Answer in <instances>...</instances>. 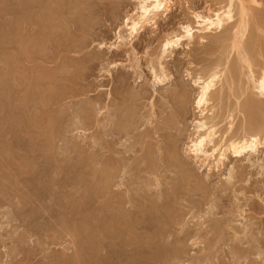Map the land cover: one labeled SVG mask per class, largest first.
Listing matches in <instances>:
<instances>
[{"label": "rangeland", "instance_id": "obj_1", "mask_svg": "<svg viewBox=\"0 0 264 264\" xmlns=\"http://www.w3.org/2000/svg\"><path fill=\"white\" fill-rule=\"evenodd\" d=\"M141 1L0 0V264H264V95L254 89L264 73V0H244L262 19L249 22L244 62L225 37L231 28L200 38L198 15L223 1L170 0L165 13L130 35ZM187 25L194 36L185 37ZM181 33L180 43L164 47ZM34 34L36 46H28ZM213 71L221 75L206 117L195 101ZM248 96L252 112L235 105ZM122 98L125 106L135 100L128 115L152 135L150 171L136 170L133 157L126 170L119 159L109 162L108 113ZM172 113L176 122L165 123ZM212 116L223 147L214 150L212 142L195 155L201 121ZM245 116L262 130L260 143L237 155L223 143L248 129ZM114 207L131 209V224L141 219L127 235L112 229ZM144 212L153 218L145 225L155 226L146 233Z\"/></svg>", "mask_w": 264, "mask_h": 264}, {"label": "bare ground", "instance_id": "obj_2", "mask_svg": "<svg viewBox=\"0 0 264 264\" xmlns=\"http://www.w3.org/2000/svg\"><path fill=\"white\" fill-rule=\"evenodd\" d=\"M2 1V0H1ZM42 1V0H41ZM221 1H223V3H221V5H220V7L217 9V10H214L213 11V13L211 14V15H208V16H202V15H198V17H201V29L200 30H203L204 31V33L202 34V33H200L199 35L201 36L200 38L202 39L203 37H206L207 35H209V33H207V32H209V31H213L214 29L215 30H218L217 32L218 33H222V36H224L223 34H224V32H227V31H230L229 29L231 28V35L230 36H225V37H229L230 38V40H232V47L233 48H236V50L239 52V55L241 56V58L240 59H242L243 60V62L244 61H248V58H247V56L248 55H246V53L247 52H245V41L246 40H244L243 38L246 36V31H247V29H248V25H249V22H251V21H254V23L257 25V26H260L261 25V20L260 19H258V16H256V17H254V15H256V14H252L251 15V13H250V11H249V9L250 8H248V6L246 5V3H244V0H238V2H239V5H238V21L236 22V20H234V18H235V13H234V7H235V0H221ZM160 2L161 3H163L164 4V8L163 9H156V8H154L153 7V5H155L156 3H157V0H142L141 1V6H140V15H139V17H137L136 16V18H134L135 20H133V18H132V23H130V35H133V34H135V33H137L138 34V32H139V30L146 24V23H148V22H150V20H154L159 14H162L163 12L165 13V10L167 9V7H168V2H170V0H160ZM13 6V5H12ZM18 7V6H17ZM16 8V7H15ZM168 10V9H167ZM5 11V10H4ZM54 11V10H53ZM167 12V11H166ZM259 15V14H258ZM262 15L260 14V17H261ZM263 17V16H262ZM261 17V18H262ZM128 19V18H127ZM256 19H258V20H260V22L258 21V20H256ZM264 20V19H263ZM200 21V20H199ZM263 23V22H262ZM128 24V23H127ZM39 26V25H38ZM133 26H135V27H133ZM192 30H193V27H190L189 25H187V26H185V31H184V33H185V37H186V35L187 36H189L190 37V35H192V36H194L193 34V32H192ZM43 33V32H42ZM176 34H178V33H175V35ZM202 34V35H201ZM211 34V33H210ZM182 33H181V36H177L176 38H173V36H171L172 38L171 39H168L167 40V38H166V42L165 43H167V45H168V47L170 46V45H172V44H174V43H180V41H181V37H182ZM199 35H197V36H199ZM38 36V35H37ZM37 36H35V34L34 35H29L28 37H27V45L28 46H34L35 45V43L37 42ZM184 36V35H183ZM192 36H191V38H192ZM218 36H220V34H218ZM39 37V36H38ZM130 37H132V36H130ZM42 38V37H41ZM169 38V37H168ZM199 38V37H198ZM132 39V38H131ZM130 39V40H131ZM184 39V38H183ZM217 39V38H216ZM215 39V40H216ZM203 40V39H202ZM19 41H20V39H19V35H17V37H16V43H18V45H19ZM218 41H221V40H218ZM217 41V42H218ZM217 42H215L214 41V43H217ZM221 42H223V40L221 41ZM45 43V42H44ZM165 43H163V44H165ZM16 45V44H15ZM26 44H25V46L26 47H28ZM36 46V45H35ZM100 46V45H99ZM101 47V46H100ZM103 47V46H102ZM68 49V48H67ZM71 49V48H70ZM101 49V48H100ZM71 50H73V49H71ZM99 53V52H98ZM116 65V64H115ZM116 67V66H115ZM248 67H251V66H248ZM217 70V69H216ZM218 71V70H217ZM221 71V70H220ZM219 71V72H220ZM251 71H252V69H251ZM156 72V71H155ZM214 72V73H213ZM212 72V74H210V75H208V77H206V79H203L202 80V84H200L201 85V88H200V94L198 95V98L196 99V101H195V106L196 107H198V109L200 108V110L202 111V115L204 114L205 116H206V112H204L205 111V108L206 107H204L206 104H208V102L210 101L209 99V96H210V94L211 93H213L212 91L214 90V87H215V85H216V79H217V77H219L218 76V72H215V71H213ZM264 72V71H263ZM219 75H221V74H219ZM261 75V74H260ZM156 76H157V74H156ZM202 76V75H201ZM231 76V75H230ZM251 76H253V75H251ZM157 78H158V76H157ZM199 78H203V76L202 77H199ZM251 80V79H250ZM254 81V80H253ZM261 81H264V73L261 75V77L260 78H258V80H257V84H256V86L254 87V89H257V91H258V94L259 95H264V94H262V92H261V89H262V87H264V85H262L261 84ZM124 82V81H123ZM255 82V81H254ZM256 83V82H255ZM182 85V84H181ZM185 86V85H184ZM254 86V85H253ZM127 87V86H126ZM182 88H184V87H181V89H179L181 92H179L180 93V97H179V99H180V102L181 103H184L185 104V101H186V99H187V90H185V89H182ZM127 89V88H126ZM119 92V91H118ZM116 93V94H119V95H121L120 93ZM122 93V92H121ZM128 93V92H127ZM145 93V92H144ZM190 93V92H189ZM216 94V93H215ZM123 95V94H122ZM126 95V94H125ZM124 95V96H125ZM130 95V97H131V94H129ZM250 95V94H249ZM257 95V94H256ZM111 96V95H110ZM127 97H128V94L126 95ZM125 96V97H126ZM132 96H134V95H132ZM141 96V95H140ZM140 96H138V97H140ZM215 96V95H214ZM218 96H219V94H218ZM112 97H113V95H112ZM120 97V96H119ZM122 97V96H121ZM121 97L119 98V100L121 99ZM130 97H128L129 99H130ZM118 98V97H117ZM132 99H134V97H131ZM136 98V97H135ZM141 98V97H140ZM212 98H213V96H212ZM122 99H124V100H122L120 103L119 102H117L116 104H117V109L115 110V112H113L112 113V111L113 110H111V112H107L108 114H111V115H109V117H108V124H109V133L108 132H106V133H108V135L110 136V138L107 140V138H106V141L108 142L107 144H106V147H107V145H108V150L111 152V159L109 160V162L111 161V164H115V162H116V159H119L120 161H121V163L122 164H124L125 165V170H126V167L129 165H131V163L129 162H127V160H128V158L129 157H133V159L135 160V163H134V165H135V168H137L136 170H144V171H146L145 170V168L147 169V168H149V165H147V161H149L148 162V164L150 163V160H147V161H145V154H146V150H148V144H150L151 145V141H150V139H149V141H150V143H148V140L146 139L147 137H148V131L147 132H145V131H143L142 129H141V131L139 130L140 129V127H141V123H140V121H139V123H132V116L133 115H131L130 117H129V115H128V113H130V112H132V113H135V112H133V111H131L132 109H130V105H131V102L133 103L135 100H131L130 101V103H129V100L127 99V103H129L128 105L130 106H125V98H122ZM137 101H138V99H136ZM175 100V99H174ZM197 100H200L201 101V103L200 104H197ZM245 101V104L243 105L242 103L240 104V102H238V101H236V106L237 107H239V109H243V108H246V110L248 111H251L252 112V108L254 107V102H255V100L251 97V96H248V97H246L245 99H244ZM99 101H100V99H99ZM111 101H113V100H111ZM116 101V100H115ZM136 101V102H137ZM179 101V100H178ZM141 102V101H140ZM99 103V102H98ZM96 103L98 106H99V104L101 105V103ZM179 103V102H178ZM95 104V105H96ZM177 104V103H176ZM180 104V103H179ZM183 104V105H184ZM111 105L112 106H114V104H112L111 103ZM134 105V104H133ZM136 105V104H135ZM134 105V106H135ZM134 106H133V108H134ZM180 106V105H179ZM181 106H182V104H181ZM101 108H102V106H100ZM152 107H153V105H152ZM171 107V106H170ZM178 107V106H177ZM138 108V107H137ZM95 109V108H94ZM98 110H100L99 109V107L97 108ZM97 109H95V110H97ZM111 109H113V108H111ZM115 109V108H114ZM129 109H130V112H128L129 111ZM179 109V108H178ZM110 110V109H109ZM108 110V111H109ZM140 110V109H139ZM172 111V110H171ZM181 111V110H180ZM179 111V112H180ZM77 112V111H76ZM102 112V111H101ZM144 112V111H143ZM142 112V113H143ZM153 112V111H152ZM167 112V111H166ZM184 112V111H183ZM86 113V112H85ZM137 113V112H136ZM169 113V112H168ZM177 113V112H176ZM181 113V112H180ZM263 113H264V111H263ZM77 114V113H76ZM107 114V115H108ZM131 114V113H130ZM163 114V113H162ZM166 114V113H165ZM176 114H174V116H175ZM181 115V114H180ZM179 115V117H182V116H180ZM215 115V114H214ZM248 115V114H247ZM77 116H78V114H77ZM142 116V115H141ZM165 116V115H164ZM170 116H172V118H170ZM230 116H233V115H231L230 114ZM107 118L104 114H103V118ZM143 117V116H142ZM153 117V116H152ZM167 117H169V120H167V119H165V123L167 122V121H170V119H171V121L173 120V122L175 121L176 122V120H174V117H173V113H172V115H168ZM184 117V116H183ZM207 117V116H206ZM205 117V118H206ZM215 117H216V115H215ZM17 118V117H16ZM95 118H96V116H95ZM178 118V117H177ZM176 118V119H177ZM204 118V120H202L201 121V124H200V129H199V132H197L198 134L196 135L197 137L195 138V140L193 141V146L195 147V155H196V153L198 154V152L200 151V149H201V147L202 146H205V145H207V144H210V143H212L213 142V148H214V150L215 149H217V148H219L218 147V145H220V143L222 142V140H221V142L219 143V144H217V143H215V139L216 138H218L217 137V134L219 135L220 133H218L219 132V129L217 128V125L219 124V121L217 120V119H215L214 118V116H212L209 120H207V119H205ZM234 118V117H233ZM140 119V118H139ZM181 119V118H180ZM100 120V118H99V116L97 115V118H96V121L95 122H97V121H99ZM141 120V119H140ZM245 120H246V122L248 123V125L247 126H244V127H247L248 129L246 130L245 129V132L241 135V136H238L239 134H237V135H234L233 133H235L234 131H232L233 133H232V136L230 135V137L229 138H227L225 141L226 142H224L223 144H224V147L225 148H227V149H230V150H232L233 151V153L234 154H237V155H239V154H241L243 151H245V150H247V149H253L256 145H258L259 143H260V133H261V131L262 130H255V129H253L252 127H250V126H252L253 125V123L251 122V120H249V122L247 121L248 119H247V117L245 116ZM117 121H120V122H117ZM135 121H137V120H135ZM142 121H143V119H142ZM181 121H183V120H181ZM78 122V121H77ZM100 122L101 121H99L98 123H97V125H98V128H99V126L101 125L102 126V124H100ZM107 122V121H106ZM117 122V123H116ZM150 122V121H149ZM101 123H103V122H101ZM164 123V125H168V124H165ZM169 123V122H168ZM171 123V122H170ZM118 124H120V126H118ZM140 124V125H139ZM173 124H175V123H172L171 125H173ZM233 124V119H232V121L231 122H229V127H228V129H231L232 128V125ZM96 125V124H95ZM160 125V124H159ZM250 125V126H249ZM105 126H108V125H105ZM161 126V125H160ZM169 126V125H168ZM175 126H176V124H175ZM177 126H179V125H177ZM238 126V125H237ZM242 126V125H241ZM103 127H104V125H103ZM165 127H167V126H165ZM164 127V128H165ZM181 127V126H180ZM243 127V126H242ZM96 128V127H95ZM98 128H97V130H98ZM104 128H106V127H104ZM142 128V127H141ZM172 128V127H171ZM176 129L177 128H179V127H175ZM101 129V128H100ZM180 129V128H179ZM96 130V131H97ZM102 131L104 130L103 128L101 129ZM145 130V129H144ZM147 130V129H146ZM100 131V130H99ZM156 131V130H155ZM145 132V133H144ZM181 132V131H180ZM229 132V131H228ZM143 133V135H144V137L145 138H143V136H141L142 138L140 139V137H138L137 135H139L140 136V134H142ZM239 133V132H238ZM105 134V133H104ZM179 134V133H178ZM136 136L138 137V138H136ZM108 137V136H107ZM149 137H151V139H152V135L150 136V133H149ZM222 137H224L223 135H222ZM226 137V136H225ZM255 137V139H253ZM134 139V140H132L130 143H129V141L131 140V139ZM104 139V138H103ZM144 139V140H143ZM129 140V141H128ZM219 140V141H220ZM153 141V140H152ZM218 141V142H219ZM99 143V142H98ZM101 143V142H100ZM105 143V142H104ZM226 143V144H225ZM154 144V143H153ZM105 145V144H104ZM104 145H101L103 148L102 149H104L105 147H104ZM222 145V144H221ZM192 146V145H191ZM192 146V147H193ZM158 147V146H157ZM175 147V146H174ZM173 147V148H174ZM191 147V148H192ZM222 147H223V145H222ZM222 147H220L219 149H221ZM150 148V147H149ZM99 150H102V149H100V148H98ZM106 149V148H105ZM139 150V149H141L140 151H142L143 153L142 154H137V152H136V150ZM171 149H172V147H171ZM107 150V149H106ZM107 150V151H108ZM155 150V149H154ZM97 151V152H96ZM95 152L96 153H98V150H96ZM107 151H105V152H107ZM129 151H132V154L130 155V153H128ZM151 151V153L153 152L152 150H150L149 149V152ZM174 152V151H173ZM172 152V153H173ZM108 153V152H107ZM160 153V152H159ZM116 154H119V155H116ZM98 155V154H97ZM172 155V154H171ZM150 156H151V154H150ZM160 156V155H159ZM98 157H99V155H98ZM109 158H110V156H108ZM170 157V156H169ZM108 158V159H109ZM146 159H147V157H146ZM153 159V158H152ZM171 159H173V158H171ZM179 160V159H177V158H174V160ZM98 160V159H97ZM96 160V161H97ZM118 160V161H119ZM175 160V161H176ZM95 161V162H96ZM118 161H117V163H118ZM130 161V160H129ZM182 160L180 159V162H181ZM121 163H119V164H121ZM145 163V164H144ZM176 163V162H175ZM118 164V166L120 167V165ZM122 164H121V166H122ZM144 164V165H143ZM156 164V163H155ZM178 164V163H177ZM176 164V165H177ZM117 165V164H116ZM157 165V164H156ZM164 165V164H163ZM179 165V164H178ZM97 166V165H96ZM111 166V165H110ZM129 166H128V168H129ZM152 166H153V164H152ZM151 165H150V167H152ZM158 166V165H157ZM98 167V166H97ZM116 167V168H115ZM115 167H113V166H111V168H115V169H118L119 167H117V166H115ZM144 167V168H143ZM155 167V166H154ZM162 167V166H161ZM180 167H181V165H180ZM115 169H114V171H115ZM150 170H152L151 168H149ZM97 170H98V168H96L95 169V171L97 172ZM113 170V169H112ZM111 170V171H112ZM128 170V169H127ZM131 170H135L134 169V167L131 169ZM148 170V169H147ZM150 170H148V171H150ZM155 170V169H154ZM154 170H153V172H154ZM157 170V169H156ZM139 171V172H140ZM117 172V171H116ZM135 172V171H134ZM115 173V172H114ZM114 173L112 174V175H114ZM138 173V172H137ZM147 173V172H146ZM136 174V173H135ZM152 174V173H151ZM139 175V174H138ZM115 176V175H114ZM113 176V178H115ZM139 177V176H138ZM157 178V177H156ZM138 179V178H137ZM155 180V179H154ZM135 181V180H134ZM164 181V180H163ZM113 183H115V182H113ZM121 184V183H120ZM156 184V183H155ZM158 184H160L159 182H158ZM157 184V185H158ZM151 185V184H150ZM162 185V184H161ZM159 186V185H158ZM174 186V185H173ZM160 187V186H159ZM146 191H148V190H146ZM152 192V191H151ZM144 193H145V191H144ZM149 193V192H148ZM140 194V193H139ZM161 194V193H160ZM143 195V194H142ZM141 195V197H143V196H145L146 194H144L143 196ZM147 195H149V194H147ZM162 195V194H161ZM140 196V195H139ZM150 196H152V193H151V195ZM159 197V196H158ZM129 198V197H128ZM145 197H143L142 199H144ZM149 198H151V197H149ZM128 200V199H127ZM129 200H130V198H129ZM153 200V199H152ZM151 200V201H152ZM125 201V200H124ZM154 201V200H153ZM121 202V201H120ZM156 202H158V201H156ZM129 203H131V201L129 202ZM155 203V202H154ZM125 204V203H124ZM155 204H157V203H155ZM127 206V205H126ZM163 206V205H162ZM135 207V206H134ZM137 207H139V206H137ZM136 207V208H137ZM154 208H156V207H154ZM136 210V209H135ZM140 210V209H139ZM159 210V209H158ZM153 211V210H152ZM141 212V211H140ZM132 213V210L131 209H128V208H126V207H121V208H119V209H117V208H112L109 212H108V214H107V218L109 219V221H110V223H111V226H112V229H113V231L115 232V234H121V233H123V234H128V233H130L131 231H132V226L133 225H135V223H138V222H140L141 221V219H138V222H133V224H131L130 222H128V214H131ZM148 213V212H147ZM147 213H141V214H143V216H142V221H143V223H144V220L145 221H147L150 217L152 218V215H149V213L147 214ZM138 215V214H137ZM139 215H140V213H139ZM154 215H156V214H154ZM134 216V215H133ZM136 216V215H135ZM130 218H131V216H130ZM140 218V217H139ZM144 219V220H143ZM153 219V218H152ZM151 219V220H152ZM155 219V218H154ZM130 220V219H129ZM140 220V221H139ZM118 221H122V225H121V227H119V228H117V226H116V224H117V222ZM134 221V220H133ZM119 224V223H118ZM139 224V223H138ZM137 224V225H138ZM142 224V223H141ZM148 224V225H147ZM136 225V226H137ZM138 227H140V226H138ZM138 227H137V229H138ZM141 227H143L144 229H142V230H144L143 231V233H146L145 231H146V229L148 230V232L150 231V230H152L153 229V227H155V226H153L152 224H149V222L148 223H146V225H145V223L144 224H142V226ZM135 228V227H134ZM133 228V229H134ZM141 229V228H140ZM135 230H136V228H135ZM139 230V229H138ZM154 231V230H153ZM152 231V232H153ZM135 232V231H134ZM152 232H151V235H152ZM168 232V231H167ZM183 232V231H182ZM155 232H153V234H154ZM170 233V232H169ZM117 234V235H118ZM163 234V233H162ZM171 234V233H170ZM169 234V235H170ZM177 234V233H176ZM150 235V236H151ZM154 235H156V234H154ZM154 235H152V239H154ZM165 236H166V233L164 234ZM163 235V236H164ZM162 236V237H163ZM167 237V236H166ZM179 236H177L176 238H178ZM149 239H150V237H148ZM155 238H156V236H155ZM158 238V237H157ZM181 238V237H180ZM151 239V240H152ZM152 243H154L153 241H152ZM83 247V246H82ZM165 248V247H164Z\"/></svg>", "mask_w": 264, "mask_h": 264}, {"label": "snow or ice", "instance_id": "obj_3", "mask_svg": "<svg viewBox=\"0 0 264 264\" xmlns=\"http://www.w3.org/2000/svg\"><path fill=\"white\" fill-rule=\"evenodd\" d=\"M153 7L156 8V9H163L164 8V4L161 3L160 0H157V3L155 5H153ZM133 27H135V26H133ZM164 47L165 48L168 47L167 43L164 44ZM261 84L264 85V81H261ZM261 92H262V94H264V87H262ZM200 103H201V101L197 100V104H200ZM253 139H255V137ZM191 150L195 151V147L193 146V148Z\"/></svg>", "mask_w": 264, "mask_h": 264}]
</instances>
